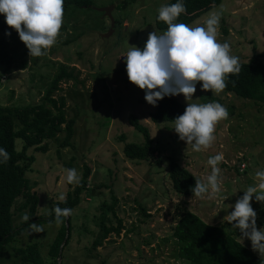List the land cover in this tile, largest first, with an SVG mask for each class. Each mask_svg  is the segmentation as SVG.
<instances>
[{"label": "rangeland", "instance_id": "374dc122", "mask_svg": "<svg viewBox=\"0 0 264 264\" xmlns=\"http://www.w3.org/2000/svg\"><path fill=\"white\" fill-rule=\"evenodd\" d=\"M120 1L91 0L90 8L74 10V19L65 16L61 27L64 30L60 29L56 43L39 58L29 55L18 33L9 38L14 29L0 15V39H7L12 57L9 70L0 64V106L38 103L59 64L75 69L78 76L77 83H61L55 95L66 102V118L75 120L72 147L59 151L63 136L60 135L59 141L49 144L46 154L28 151L35 162L26 178L38 196L39 217H50L55 212V203L62 201L60 197L65 199L77 185L69 186L65 169H76L80 181L84 165L90 167L81 202L71 214V238L57 264H188L177 257L172 237L173 227L183 211L234 234L239 242L252 249L250 240H242L239 230L222 220L233 210L230 206L244 195L243 191L257 182L255 173L264 171V106L224 91L218 94L201 91L199 83L192 99L168 96L186 107L188 103L219 102L227 108L228 118L217 123L214 142L200 152L179 139L174 123H152L149 116L157 103L149 104L144 98L145 91L129 82L124 56L129 45L143 49L150 32L163 33L154 26L155 16L169 0H136L125 9H114V28L105 37L111 28L110 21L92 8L117 7ZM221 6L218 41L228 42L231 54L239 62H249L254 52L264 54V0H222L210 12L221 11ZM208 13L190 26L203 25ZM69 37L77 40L62 45ZM130 116L149 129L153 152L148 161H129L123 156L125 143H142V136L128 124ZM16 147L20 150L19 141ZM218 153L224 159L218 165L221 191L217 196L183 197L172 190L167 175L169 159L206 180L211 174L207 161ZM112 197L116 199V217L122 221L124 230L119 237L110 235L102 247L95 249L93 244L101 237L98 227L101 214L116 226L111 214L101 208L111 205ZM21 202L19 199L15 204L14 225L25 221L23 216L27 212L15 210ZM251 206L256 213L264 209V203L257 202L255 197ZM61 224L57 220L45 225L32 224L29 231L17 238L16 245L41 244L44 264H53L48 245ZM256 225L258 229L264 228V218L257 216ZM0 264L11 262L2 258Z\"/></svg>", "mask_w": 264, "mask_h": 264}, {"label": "trees", "instance_id": "16d2710c", "mask_svg": "<svg viewBox=\"0 0 264 264\" xmlns=\"http://www.w3.org/2000/svg\"><path fill=\"white\" fill-rule=\"evenodd\" d=\"M221 1L183 0L187 11L175 22L191 25L219 6ZM135 2L136 0H122L114 9H125ZM176 2L177 0H169L165 5ZM90 6L91 0H64L63 18L68 15L73 18L74 10L88 9ZM157 17L158 13L155 16V28L159 32L166 31L167 25ZM6 27L7 25L2 28L4 32ZM222 33L227 34L225 28L222 29ZM16 34L14 30L9 38H13ZM76 40L74 37H69L62 45L67 46ZM8 45L6 38L0 39V64L5 66L6 70H9L12 64ZM263 59L264 54L254 52L249 62H240V72L226 78L227 87L223 90L224 93L264 106ZM56 71L38 103L24 107L0 106V149H3L7 155L6 161L4 155H0V259L6 258L11 264H44L40 254L41 244L29 243L25 247H19L16 241L18 237L31 229L32 224L45 225L56 220L55 212L48 218L37 216L39 199L37 194L32 192V187L26 178V173L31 171V166L35 162L33 155H28L30 149L46 154L49 144L59 141L60 135L63 136L59 143V151L72 147L75 120L66 118V102L63 97L55 98V95L60 91L61 83L69 81L77 83L78 76L75 69L65 64H59ZM185 108L186 106L178 100L165 96L157 101L156 109L149 118L154 124L174 123L173 120L182 115ZM128 124L142 136V143H125L123 156L129 161H148L153 152V141L149 129L135 116L128 118ZM120 139L122 141L124 137L121 136ZM17 141L21 143L20 150H17ZM90 174V167L84 165L81 180L71 192L66 194L64 200L55 203L54 208H70L72 211L77 208ZM167 175L172 190L177 195L193 196L191 189L195 185V180L199 179L198 177L181 167L174 159H169ZM68 184L71 186L70 183ZM19 199L22 202L15 209L16 212H27L29 218L14 225V208ZM115 207L114 197H112L111 205L101 207L111 214L116 226L109 222L106 215L101 214L98 224L101 237L94 242L95 249L102 247L103 242L110 235L119 237L124 230L122 221L116 217ZM141 210L145 215V211ZM257 216L264 218V209L257 211ZM70 219L71 215L61 217L63 221L61 227L48 245V255L54 260L53 264H57L60 251L68 245L71 238ZM172 237L177 247V257L188 264H264V258L244 246L234 234L225 232L221 227L205 223L189 211H183L179 215L173 227Z\"/></svg>", "mask_w": 264, "mask_h": 264}, {"label": "clouds", "instance_id": "9594fccd", "mask_svg": "<svg viewBox=\"0 0 264 264\" xmlns=\"http://www.w3.org/2000/svg\"><path fill=\"white\" fill-rule=\"evenodd\" d=\"M63 3L64 0H0V15L18 33L29 55L40 57L56 43L63 24ZM186 11L183 0L161 6L157 18L167 25V30L162 34L150 32L143 49L129 45L124 56L129 82L145 91V100L153 106L165 96L183 95L186 100L192 99L198 83L201 91L218 94L227 87L226 78L241 70L239 58L231 54L229 43L217 39L223 6L219 12H209L203 25L194 27L175 22ZM228 115L227 108L219 102L188 103L184 113L173 120L174 130L181 141L200 152L212 145L217 123ZM0 155L6 161L3 149ZM223 159L222 153L209 157L211 174L206 180H195L193 196L215 197L220 193L218 165ZM65 172L68 183L79 182L76 169ZM255 178L257 182L247 187L244 195L230 206L233 210L223 217L222 223L238 229L240 238L250 240L252 250L264 257V228H257V213L251 206L253 197L264 203V171H257ZM54 211L57 223L63 222L61 217L72 214L70 208L56 207ZM28 218L24 214L23 219Z\"/></svg>", "mask_w": 264, "mask_h": 264}, {"label": "water", "instance_id": "95a60500", "mask_svg": "<svg viewBox=\"0 0 264 264\" xmlns=\"http://www.w3.org/2000/svg\"><path fill=\"white\" fill-rule=\"evenodd\" d=\"M92 9H93V10H96V11H98V12L103 13L104 16H105L106 18L109 19L110 24H111V26H110L111 28H110L109 33H108L107 35H105V37H108V36L112 33L113 28H114V20H113V18H112V11H113L114 7H113V6H110V7H107V8H99V9L92 8ZM66 233H67V235H68V231H66ZM67 235H66V236H67ZM63 244H64V243H63ZM63 244L61 245V249H62V247H63ZM60 254H61V251H60V253H59V257H60Z\"/></svg>", "mask_w": 264, "mask_h": 264}, {"label": "built area", "instance_id": "2783aa9c", "mask_svg": "<svg viewBox=\"0 0 264 264\" xmlns=\"http://www.w3.org/2000/svg\"><path fill=\"white\" fill-rule=\"evenodd\" d=\"M241 168H242V169H244V168H245V165H244V164H242V165H241Z\"/></svg>", "mask_w": 264, "mask_h": 264}]
</instances>
